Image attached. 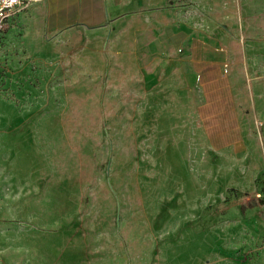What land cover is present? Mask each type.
I'll list each match as a JSON object with an SVG mask.
<instances>
[{
    "label": "rangeland",
    "instance_id": "374dc122",
    "mask_svg": "<svg viewBox=\"0 0 264 264\" xmlns=\"http://www.w3.org/2000/svg\"><path fill=\"white\" fill-rule=\"evenodd\" d=\"M191 5L173 58L0 32V264H264V0Z\"/></svg>",
    "mask_w": 264,
    "mask_h": 264
},
{
    "label": "crops",
    "instance_id": "0c3cea01",
    "mask_svg": "<svg viewBox=\"0 0 264 264\" xmlns=\"http://www.w3.org/2000/svg\"><path fill=\"white\" fill-rule=\"evenodd\" d=\"M194 1L196 0H35L29 8L33 7V26L48 32L56 42L70 35L82 34L86 36L83 40L84 52L101 53L111 47L116 55L127 52L133 55L125 57L152 60L173 58L171 55L175 53L178 44H194L193 38L189 39L190 36L185 34L190 21L194 24L199 21L198 15L187 17V8L192 7ZM73 42L77 40L73 39ZM253 89V95L257 96L256 112L264 123V88L259 87L257 94ZM232 91L227 98L231 96L235 100L245 97L244 90ZM232 105L227 114H232L233 121L234 117L244 111L242 107L238 111V103ZM236 122L237 127L227 128L224 137L233 139L235 133L243 136L241 121Z\"/></svg>",
    "mask_w": 264,
    "mask_h": 264
},
{
    "label": "built area",
    "instance_id": "2783aa9c",
    "mask_svg": "<svg viewBox=\"0 0 264 264\" xmlns=\"http://www.w3.org/2000/svg\"><path fill=\"white\" fill-rule=\"evenodd\" d=\"M35 0H0V32L21 13L26 12Z\"/></svg>",
    "mask_w": 264,
    "mask_h": 264
}]
</instances>
